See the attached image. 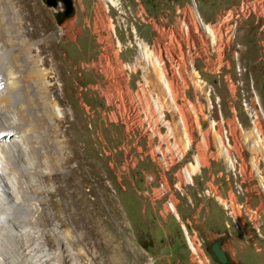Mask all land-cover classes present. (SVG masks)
<instances>
[{"label": "rangeland", "instance_id": "rangeland-1", "mask_svg": "<svg viewBox=\"0 0 264 264\" xmlns=\"http://www.w3.org/2000/svg\"><path fill=\"white\" fill-rule=\"evenodd\" d=\"M36 2L45 29L43 36L27 35L32 27L23 15L15 21L22 25L21 35L30 41L35 53H40L41 38L50 41L51 51L42 52L37 69L51 71L46 79L48 84L52 82L49 98L54 102L62 98L55 111H64L68 118L62 124L55 120L47 124L35 104L23 99L21 105L33 117L35 138L44 146L53 143V160L63 161L55 151V141L65 144L64 140L68 146L66 155H71L69 170L78 166L72 157L75 143L80 147V159L96 160L94 171H90L88 162L82 163L80 179L83 194L97 199L99 216H110L111 220L110 224L101 220L98 225V262L220 264L208 250L213 241L222 237L232 264H264L262 179L259 182L256 178L252 184L241 177L243 193L238 194L225 158L217 156L213 146L217 147L214 133L226 129L229 141L226 135L225 143H230L227 147L237 160L236 169L244 164V157L247 167L243 165V172H253L251 168L258 165L264 175V132L260 129H264V0H114V4L108 0H74L76 16L64 25L58 24L54 8L43 0L32 1ZM194 7L205 22L219 25L217 43L195 19ZM22 10L17 3L10 13ZM143 41L156 64L161 52L164 81H169V86L173 82L176 96L156 79L151 63L138 58ZM9 43L8 36L0 33V53L4 57H9ZM45 57L54 61L43 64ZM143 62L149 66L147 72L140 66ZM16 91L30 93L23 85ZM11 112L18 114L17 108ZM183 115L189 120H182ZM180 121L184 125L187 122L190 128L186 129L193 134L192 153L197 155L199 143L202 146L206 139L209 148H203L210 153L193 183L188 181L178 189V168H168L162 153H155L154 147L159 145L158 134H164L169 127L181 139ZM13 129L21 132L25 127L19 121ZM5 130L4 127L2 133ZM54 131H59V136L46 134ZM234 133L240 148L235 145ZM169 144L171 149L162 145L168 152L174 145L173 138ZM181 144H185L184 140ZM189 159L188 155L182 165ZM3 163L7 159L0 151V164ZM159 179L171 184L173 196L167 191L157 197L151 194ZM211 181L219 186L224 200L235 194L238 203L247 202L249 207L260 209L257 227L261 228V236L246 213L241 217V221L245 220L243 227L233 221L231 208L207 194ZM170 200H177L179 218L171 212ZM192 245L197 252H193Z\"/></svg>", "mask_w": 264, "mask_h": 264}, {"label": "bare ground", "instance_id": "bare-ground-1", "mask_svg": "<svg viewBox=\"0 0 264 264\" xmlns=\"http://www.w3.org/2000/svg\"><path fill=\"white\" fill-rule=\"evenodd\" d=\"M32 1L0 0V33L8 36L10 42L6 53V56L9 57H4L0 53V85H2L0 86V151L1 153L3 152L7 159V163L5 165L3 163L4 167L0 164V264H100L101 262H98V225L101 220L107 224H110L111 220L109 219L110 216L106 218L99 216V203L97 199H90L83 194L80 179L82 163L84 161L88 162L90 171H94L96 160L95 158L80 159V147L75 143L72 157L77 159L78 166L75 169L69 170L71 155H66V147L68 148V146L65 140V144H59L55 141L58 144L55 151L61 155L63 161L53 160V143L50 142L51 145L44 146L41 141L35 138L36 127L32 119L33 117L27 108L21 105V102H24L23 99H26L27 104H35L41 109L43 122L47 124H50V120H55L58 124H62L68 118L64 111L62 114L55 111L56 103L61 101L62 98L59 97L58 101L55 102L50 99L51 97L49 98L52 82L48 84L49 82H46V79L50 77L51 71L45 68L39 72L37 69L40 64L39 56L42 52L51 51L50 41L47 37L41 38L39 44L40 53H35V49L32 50L33 47L30 41L21 35L22 25L15 21L16 17L23 15L27 21H30L29 25L32 27L27 31L28 36L34 38L44 35V25L41 23L40 14L37 11L39 7L37 2L32 3ZM108 1L113 3L114 0ZM17 3L20 4L23 10L10 13L11 8ZM195 14V19L206 30L207 34L211 36L212 42L217 43V37L220 35L219 25L205 22L200 17L199 11H195ZM71 26H74V24ZM195 28L198 29V24L195 25ZM140 46L141 54L138 55V58H143L145 62L151 63L156 79L163 84L166 91L171 92L173 95V82L169 86V81H164L162 70L165 67V62L162 59L161 52L159 53L161 58H158L159 56L156 57L158 58L156 64L150 50H147L149 49L148 44L143 41L140 43ZM41 61H43V64H47L48 62H53L54 58H51V61H49L45 57ZM58 65L61 66L59 63ZM140 66L144 72L148 71L149 66L144 62L140 63ZM58 70L55 68V72L59 75L60 72ZM19 85L28 88L30 93H18L16 89ZM176 95L177 93L174 94V96ZM14 108H17V115L11 112ZM18 118L25 127L21 132L13 129L19 122ZM183 118L185 121L188 119L186 115L182 116V120ZM185 126L189 127L187 122ZM4 127L6 130L2 133ZM256 129L259 133L260 130L257 127ZM260 129L264 132L263 128ZM155 130L158 131V129ZM187 131L191 133V130ZM161 133L158 135L162 136V140L173 138L174 145L170 152L162 146H157V149L154 147L155 153L156 151L157 154L162 153V159L163 156H168L169 159H176V153H179V148L185 147V144H181V140L185 142V139H178L180 136L176 137V132H172L170 127L167 128L164 134ZM46 134L49 136H59L60 132L54 131L52 134L50 132ZM192 135L189 134L191 139H193ZM206 140L202 142V146L200 143L199 145L197 144L198 154L195 155L193 153V156H190V161L185 163V172H178L177 170V183L181 185L183 183L186 184L188 181L193 183L194 175L202 166L206 165L207 152L203 148L204 146L209 148V142ZM227 140L229 141L228 135ZM262 140L263 138H261ZM213 141L217 145V147L213 145L217 151L214 153L219 157L225 158L226 169L230 170V162L227 161L226 151H224L220 137L214 136ZM225 146L226 148H230L227 147L230 146V143H225ZM209 160L207 159V161ZM243 161V165L247 167L244 157ZM164 163L168 168L170 167L168 162L164 161ZM172 165L179 169V161H172ZM5 166L7 169H5ZM242 174L244 180L249 182H252L254 179L256 180V178L258 179L257 174L262 176L258 165L256 173L251 171L247 173L242 172ZM88 178L94 179L91 175ZM261 179L263 181L262 177ZM163 181L161 180V182ZM181 185H176V187L180 189ZM56 195H59L57 199L55 198ZM215 197L219 201H222L226 208V201H224L222 194L215 193ZM110 202L111 199L108 198L107 203L111 204ZM111 212L112 206H109L108 215ZM234 212H239V215H242V213L247 214V207L239 206ZM251 217L254 218L253 216ZM244 221H240L242 226L244 225Z\"/></svg>", "mask_w": 264, "mask_h": 264}, {"label": "built area", "instance_id": "built-area-1", "mask_svg": "<svg viewBox=\"0 0 264 264\" xmlns=\"http://www.w3.org/2000/svg\"><path fill=\"white\" fill-rule=\"evenodd\" d=\"M194 9H195L194 11H198V9L196 7H194ZM173 52H175V49H174ZM189 65H191V64H189ZM176 68L177 69L179 68V62H177ZM180 119H181V117H180ZM180 123L183 124V122H180ZM214 134H215V136L220 137V140L222 141V146L224 148V151H226L227 161L230 162V171L232 172V174L234 176V179H235L236 189L238 191V194H241V193H243V186H242V181H241V177L242 178L244 177L243 174H242V172H243V164L242 165L240 164V168L237 170L236 169L237 168V166H236L237 160H236V158H231L230 148H226V146H225V137L227 135V130L226 129L225 130H221L219 133L215 132ZM254 135H255V133H254ZM256 136L259 137L260 134L257 133ZM182 138L185 139V147L184 148H179V153H176V159H169L168 156H163V161L168 162L170 167H172V161H179L178 172H185V164H184V166L182 168H180V167L182 166V163L184 162V160L186 159V157L188 155L189 156H193V153H192L193 152V146H194L193 144L195 143L194 140L190 138L189 133H188V131L186 129V126L184 124H183V136H182ZM158 140H159V145L158 146L169 145V147L171 149V146L169 144V140H162V136H158ZM236 141H237V137L235 135V145L239 146V144H237ZM239 148H240V146H239ZM208 153H210V152H207V155H208ZM262 160H264V159H262ZM256 167L257 166H255V168H251L253 170V172H255V173H256ZM263 172H264V169H263ZM243 173H245V172H243ZM257 176H258V180L260 182L261 177H263L264 175L262 174V176H261V175L257 174ZM151 180L155 181V178L152 176ZM243 180H244V178H243ZM263 180H264V177H263ZM261 182H262L261 186L264 189V182L262 180H261ZM176 185H181V184L176 183L175 186ZM164 191H167V192L171 193L172 196H173V192H172V189H171V184H163V182H161L160 179H159L158 182H157V187L154 189V192L153 191L151 192V194H153L154 196L157 197L160 194V192H164ZM215 193H221V191H220L219 186L215 185V183L211 181V182L208 183V186H207V194L209 196H212L213 198H215ZM224 201H226V208H231V211H230L229 214L231 216H233V221H235V222L237 221L239 223H241L240 222L241 221L240 218L242 217V215H239V212L235 213L234 211L236 209H238L239 206H246L247 207V215L249 216V218L251 220H254L253 227L255 228V232L257 233L258 236H261V234H260L261 228L257 227V226H259L258 222H259V219H260V216H261V211H260L259 208L254 209L253 207H249L247 202L246 203H242V204L238 203L236 201V195L235 194H234V196H231L229 194V200L225 199ZM175 202H177V200ZM175 202L173 200L169 201L170 210H171L172 213H177ZM251 216H253L254 218H252ZM177 218H179L178 213H177ZM186 238H187V235H186ZM188 240H189V243L193 242V240L191 239L190 236L188 237ZM191 247H192L193 252H197L195 246L192 245Z\"/></svg>", "mask_w": 264, "mask_h": 264}, {"label": "water", "instance_id": "water-1", "mask_svg": "<svg viewBox=\"0 0 264 264\" xmlns=\"http://www.w3.org/2000/svg\"><path fill=\"white\" fill-rule=\"evenodd\" d=\"M44 3L55 9L54 15L59 25L76 16L74 0H43ZM211 257L220 264H232L228 252L224 249V238H217L208 250Z\"/></svg>", "mask_w": 264, "mask_h": 264}, {"label": "snow or ice", "instance_id": "snow-or-ice-1", "mask_svg": "<svg viewBox=\"0 0 264 264\" xmlns=\"http://www.w3.org/2000/svg\"><path fill=\"white\" fill-rule=\"evenodd\" d=\"M0 86H2V85H0Z\"/></svg>", "mask_w": 264, "mask_h": 264}]
</instances>
